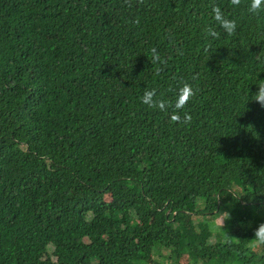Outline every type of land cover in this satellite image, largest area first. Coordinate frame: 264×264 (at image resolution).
<instances>
[{
  "label": "trees",
  "instance_id": "1",
  "mask_svg": "<svg viewBox=\"0 0 264 264\" xmlns=\"http://www.w3.org/2000/svg\"><path fill=\"white\" fill-rule=\"evenodd\" d=\"M249 6L0 0V264H151L153 248L157 264H264V11Z\"/></svg>",
  "mask_w": 264,
  "mask_h": 264
},
{
  "label": "clouds",
  "instance_id": "2",
  "mask_svg": "<svg viewBox=\"0 0 264 264\" xmlns=\"http://www.w3.org/2000/svg\"><path fill=\"white\" fill-rule=\"evenodd\" d=\"M230 3L233 6H239L241 3V0H230ZM249 12L256 14L260 11H264V0H250V6H249ZM213 13V19L214 21L224 30V32L228 36H232L235 34L237 29V23L234 19H229L225 16V13L222 11V9L219 6H214L212 8ZM150 61L153 65H158L165 63V61L162 59L160 54L155 48L151 49V57ZM160 69L157 68L156 75H159ZM256 92L252 94V101L257 102L262 108H264V79H259L258 83L256 84ZM156 95L155 89L152 90H145L144 94L141 98L142 103L148 105L151 108H159L161 111L166 110V103L161 100L154 99ZM194 95V91L191 87V85L184 83L183 86L179 89L178 95H177V101L175 104L176 110L181 109L187 101L190 99V97ZM177 116H173V119H177ZM186 119L190 120L191 117L187 116ZM221 216H227V219H230L229 213H220ZM254 238L256 240L257 245H264V223H260L257 225L255 231H254Z\"/></svg>",
  "mask_w": 264,
  "mask_h": 264
},
{
  "label": "rangeland",
  "instance_id": "3",
  "mask_svg": "<svg viewBox=\"0 0 264 264\" xmlns=\"http://www.w3.org/2000/svg\"><path fill=\"white\" fill-rule=\"evenodd\" d=\"M158 262H159L158 251L153 248L150 252V263L157 264Z\"/></svg>",
  "mask_w": 264,
  "mask_h": 264
}]
</instances>
